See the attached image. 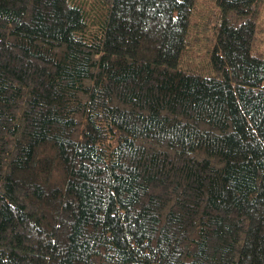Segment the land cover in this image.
Masks as SVG:
<instances>
[{"label": "trees", "instance_id": "obj_1", "mask_svg": "<svg viewBox=\"0 0 264 264\" xmlns=\"http://www.w3.org/2000/svg\"><path fill=\"white\" fill-rule=\"evenodd\" d=\"M260 1L0 0V264H264Z\"/></svg>", "mask_w": 264, "mask_h": 264}, {"label": "rangeland", "instance_id": "obj_2", "mask_svg": "<svg viewBox=\"0 0 264 264\" xmlns=\"http://www.w3.org/2000/svg\"><path fill=\"white\" fill-rule=\"evenodd\" d=\"M258 7H259L260 13H259L257 22L259 23L260 30L263 29L262 32H260V33H264V0L260 1ZM263 38H264V35H263ZM258 43H259V41H258ZM260 48H261L260 51H264V44H261ZM202 57H203V53L200 55L199 59H202Z\"/></svg>", "mask_w": 264, "mask_h": 264}]
</instances>
